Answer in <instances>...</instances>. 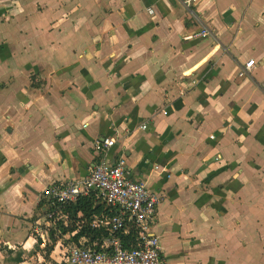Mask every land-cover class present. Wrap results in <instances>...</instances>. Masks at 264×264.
<instances>
[{
	"label": "crops",
	"instance_id": "0c3cea01",
	"mask_svg": "<svg viewBox=\"0 0 264 264\" xmlns=\"http://www.w3.org/2000/svg\"><path fill=\"white\" fill-rule=\"evenodd\" d=\"M186 1L0 0L2 264L55 236L43 188L121 157L168 264H264V0Z\"/></svg>",
	"mask_w": 264,
	"mask_h": 264
},
{
	"label": "built area",
	"instance_id": "2783aa9c",
	"mask_svg": "<svg viewBox=\"0 0 264 264\" xmlns=\"http://www.w3.org/2000/svg\"><path fill=\"white\" fill-rule=\"evenodd\" d=\"M195 1L187 0L186 3L189 5ZM200 35L205 37L208 31L204 30ZM219 49V45L214 46L199 66L211 61ZM254 64V60L247 63L239 76L249 75ZM163 114L169 116L168 111H163ZM210 138L214 139V136ZM116 142L115 139H106L100 143L101 156L107 157ZM42 196L44 214L41 219L46 229L54 226L62 207L76 203L80 198L103 207V211L92 220L91 227L104 229L108 236L101 243L82 242V246L65 240L66 264H168L160 238L153 230L162 197L152 192L145 183L131 177L124 157L114 164L103 159L85 179L59 180L43 188ZM127 235L132 236L133 247L127 246ZM47 244L43 239L41 247Z\"/></svg>",
	"mask_w": 264,
	"mask_h": 264
},
{
	"label": "trees",
	"instance_id": "16d2710c",
	"mask_svg": "<svg viewBox=\"0 0 264 264\" xmlns=\"http://www.w3.org/2000/svg\"><path fill=\"white\" fill-rule=\"evenodd\" d=\"M60 210L61 214L58 220L50 228L52 230L51 234L55 233V238L58 240L68 235L67 241L69 243L82 246V242L83 244L101 243L108 236L107 231L104 229L91 227L92 220L103 211L101 205L94 206L86 198H80L76 203L66 205ZM125 240L128 247L134 246L131 235H127ZM17 261L20 262L21 258L19 257Z\"/></svg>",
	"mask_w": 264,
	"mask_h": 264
},
{
	"label": "rangeland",
	"instance_id": "374dc122",
	"mask_svg": "<svg viewBox=\"0 0 264 264\" xmlns=\"http://www.w3.org/2000/svg\"><path fill=\"white\" fill-rule=\"evenodd\" d=\"M52 238L53 239L50 238L52 241L50 240L51 242L47 244L44 248H39V250L37 251L39 255L36 254V257L32 258L33 261L29 262V264H66L65 254L67 253V246L66 244H64L66 239L63 238L62 241L59 239V246L57 242L58 239L55 238V236H52ZM5 255L6 253H0V264H2L1 260L5 259Z\"/></svg>",
	"mask_w": 264,
	"mask_h": 264
}]
</instances>
